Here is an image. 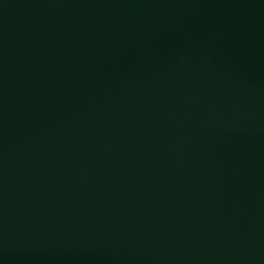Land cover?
<instances>
[{
	"label": "water",
	"instance_id": "1",
	"mask_svg": "<svg viewBox=\"0 0 264 264\" xmlns=\"http://www.w3.org/2000/svg\"><path fill=\"white\" fill-rule=\"evenodd\" d=\"M0 264H264V0H0Z\"/></svg>",
	"mask_w": 264,
	"mask_h": 264
}]
</instances>
